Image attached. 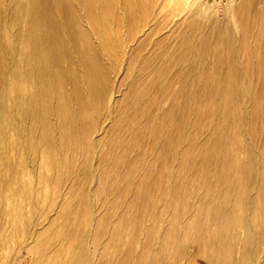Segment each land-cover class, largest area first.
Wrapping results in <instances>:
<instances>
[{
    "label": "bare ground",
    "instance_id": "6f19581e",
    "mask_svg": "<svg viewBox=\"0 0 264 264\" xmlns=\"http://www.w3.org/2000/svg\"><path fill=\"white\" fill-rule=\"evenodd\" d=\"M5 1L0 0V4ZM26 1V3H17L19 11H15L13 15L18 30L21 23L20 15H24L27 24L26 34L24 32L20 34V39L26 45L27 51L18 58L20 59L19 64L14 58L9 60L10 56L8 57L7 51L0 47V108L3 109L1 117L3 118L7 108L8 94L9 99L18 107L22 116L34 117L30 128L35 135L41 131V135H39V140L32 139V146L35 148V144L45 146L50 174L59 167L65 169V171L61 169L63 175L55 183L60 184L61 181L64 183L70 180L67 172L70 171L74 157H70L69 152L80 149L85 144L82 140L80 146L74 144L71 135L67 133L66 125L71 127L74 123L79 124L86 121L83 130L87 131L90 145L97 152V145L101 140L98 141L99 143L95 141L94 134H99L100 131H104V128L100 127L101 122H96L94 118H91L92 120L82 119L78 111H83V103L89 104L90 101H96L99 110L100 103L103 102L104 108L111 115L120 78L110 76V73L113 74L119 60L118 67L122 68L121 66L127 65L128 57L131 59L128 71H134V65L139 61L140 73L150 68L160 72L161 65L155 68L148 67V64L158 59L163 62L162 52L144 54L146 50L150 51L153 47L156 49L162 47L166 59L175 61L178 66H186L182 70L177 68L171 77L166 78L167 80L170 78L172 82L174 79L180 82L182 79L179 80V78L187 72L190 74V83L196 85L197 80H201L203 92H208V96L214 98L216 103L230 105L236 96L235 93L244 94L245 91H239L238 85L244 83L247 79L245 74L248 73L259 89L257 94L249 95L252 96L250 97V102H253L252 113L240 118L245 120L248 118L252 123L264 126V0H228L223 8L224 16L208 23L198 20L195 15L199 13L208 18L213 14L217 2L214 6L206 5L204 9H200L198 4L193 3L196 5L195 14L188 17L183 16V9L171 6V3L175 4V0H98L103 10H106L103 16L98 11L97 0H76L78 5L81 4L85 9L84 14H78L76 11L78 6H74L71 3L72 0ZM176 1L184 2V0ZM4 10L3 8V11H0V24L4 22L6 16ZM91 18L95 19L93 28L91 22L86 25ZM106 24L112 35L121 31L123 37L120 39L106 35ZM8 27L9 24H6L5 28ZM19 32L20 30L17 33ZM61 34H67L70 39L74 40L79 38L75 47L78 51L76 62L79 66V80L75 77L73 79L69 73L63 72L60 68L59 51L63 47L57 35ZM100 44L106 46L109 50L108 54L114 58L108 65L102 62L98 65L96 57L100 56V53L96 48ZM23 59L28 60L29 63L20 64ZM204 63L206 66L203 65ZM8 76L11 78L10 85ZM112 80L114 84H111ZM233 88H235L234 93ZM189 91L191 93L187 95L188 98L194 99L197 95L196 91L193 89ZM69 92L73 93L72 110L69 107L71 101V94H67ZM54 100L59 102L57 108H54ZM161 108L157 113L161 112ZM74 109L77 112H74ZM53 113L58 115L56 124L52 123ZM211 119L213 121L207 142L209 150L212 151L209 162L212 165L214 177L211 182L215 181L216 195H191L200 201L198 206L192 207V219L188 221L190 225H196L194 231L190 230L193 226L187 227L188 224L183 221L187 207L185 205L182 207L181 203H178V210L172 216L171 221L172 227L175 230L177 228L179 233L175 234L173 230L171 233L168 230L165 234L163 233L159 249L147 259L149 264H152L150 263L152 261L162 263L168 259H179L177 263L184 264L188 259L186 255L198 260L200 264H264V180L261 179L256 195H249L244 178L230 180L235 184L236 187L234 186L233 190L238 195H220L223 189L221 177L224 174L230 175L245 171V162L239 154L247 153L249 145L241 144L237 140V137L241 138V134H236L237 130H234L232 136L228 137L226 129L230 123L228 116L215 118V113H213ZM217 119L220 120L219 123H215ZM161 122L165 124L166 118H162ZM220 125L223 126L221 133L219 132ZM64 126L65 130L62 131L61 128ZM70 131L71 129L68 132ZM257 134L260 135L261 145L264 147V130ZM85 138L83 135V140ZM173 139L171 143L175 144L179 140V135L175 133ZM3 142L6 144L5 139ZM8 146L12 149L21 147L14 142H8L6 148ZM185 151H190V153H182L179 156L183 157L187 154L189 158L186 162L194 164L199 154H195L196 144L193 140ZM179 156L176 155L174 160L180 158ZM125 160L126 158H122L115 164L123 170L124 174L138 170L139 165L128 164ZM259 164L260 167H264V154L260 157ZM247 167L252 169L250 164H247ZM81 170L85 173L87 165H83ZM151 174L152 170L149 165L147 166L148 177ZM142 183L141 179L135 195H120L119 201L114 204V207L119 209V214L112 224L113 232L103 244L102 249L103 259L109 251L114 255V259L100 264H139L137 259L134 261L137 255L135 256V250L132 247L137 233L132 235V238L125 239L120 229L122 230L133 222L134 214L131 212L136 206L138 208L147 206L151 209L156 206L152 201L153 195H141ZM146 188L148 191L153 188V184L148 180H146ZM76 189H72L70 195H73ZM125 192L127 193V189ZM167 196L169 195H165ZM183 196L186 195H176L178 201ZM78 200L80 213L87 201L83 197ZM35 201L33 204L38 207ZM170 206L168 200L164 209L167 210ZM47 212V208L44 207L42 213L47 214ZM160 217L168 222L167 211H163ZM47 220L48 216L45 218V221ZM139 220L135 219V222L138 223ZM37 222V219L34 220V215L29 222H18L11 237L18 246L21 245L20 250L25 249L29 240L36 234V228L32 230L31 226L36 225L37 227ZM104 227L107 230L106 222ZM155 228L153 226L149 232L155 231ZM250 230L255 233L252 238L241 236L242 233ZM166 234L170 235L165 236ZM96 237H99V233H92L85 242L86 247L90 243L94 246V250L90 249L87 253L88 259H93L91 255L93 257L96 255L95 246L98 245ZM77 241L78 235H75L70 246L72 247ZM172 243L175 244L172 245ZM250 243L256 248H250ZM49 250V244L41 250L39 264H50ZM86 250L88 251L89 247L85 248V251L62 248L57 253H60L61 257H67L65 261L68 264H75V260L85 264ZM18 259L19 255L14 256L13 262L17 263ZM60 261L55 262L59 264Z\"/></svg>",
    "mask_w": 264,
    "mask_h": 264
},
{
    "label": "rangeland",
    "instance_id": "374dc122",
    "mask_svg": "<svg viewBox=\"0 0 264 264\" xmlns=\"http://www.w3.org/2000/svg\"><path fill=\"white\" fill-rule=\"evenodd\" d=\"M227 1L184 0L182 2L175 0V4L171 3V6L183 9V16L192 17V14H195L197 4L200 9H204L206 5L214 6L217 2L213 14L208 18L199 15V13L195 15L198 20L208 23L224 16L223 8ZM20 2L26 3L27 1L12 0L10 2V0H6L0 4V11H3V8L6 11L4 22L0 24V47L7 51L8 57L10 56L9 60L14 58L15 61L27 51L26 45L20 39L21 32L26 34V19L24 15H20V32L17 33L19 30L15 26L13 16L15 11H19L17 6ZM17 3L19 4L17 5ZM71 3L78 6V10H76L78 14H84L85 9L81 4L78 5L76 0H72ZM96 4L99 13L103 16L106 10H103L98 0ZM90 22L93 28L95 19L91 18V21L89 20L86 25ZM6 24H9L8 28H5ZM105 30L106 35L120 39L123 37L121 31L112 35L107 24ZM57 38L63 47L59 51L61 70L69 73L73 79L75 77L79 80V66L76 62L78 51L75 48L79 38L70 39L67 34L57 35ZM68 50L69 52H67ZM96 50H99L100 53V56L96 57L98 65L101 64L100 62L108 65L114 59L108 54L109 50L103 44H100ZM163 51L162 47L158 49L153 47L150 51L144 52L147 55L162 52L163 62L158 59L148 64V67L158 68L162 66L163 68L159 69L160 72L150 68L140 73L139 61L135 63L134 71H128L131 59L128 57L126 59L127 65L121 66L122 68L118 67L120 60L118 61L113 74L110 73V76L120 78L116 87L111 115L104 108L103 102L100 103L101 111L96 101H90L89 104L83 103V111H78L82 119L92 120L94 118L96 122L100 121V127L104 128V131L94 134L95 141L101 140L100 143L98 142L97 152L90 145L87 131L83 130L86 121L79 124L74 123L71 127L66 125L67 133L71 135L74 144L80 146L81 140L85 143L80 149L69 152V156L74 158L70 165V171L67 172L70 177L68 182L55 183L56 180L61 179L62 170L65 171V169L59 167L58 170L50 174L48 160L45 156L47 151L45 146L35 144V148L31 143L33 138L39 140V135H41V131L35 135L30 128L34 117L25 118L22 116L18 107L9 99V94L7 95V108L3 118L1 117L3 109L0 108V141H2L0 142V264L16 263L13 262V257L16 255H19L16 264H39L41 261L39 253L47 244L50 245L48 251L51 256L50 264H58L55 262L56 260H61L59 264H68L65 261L67 257H61L60 253H57L62 248L74 251L83 249L85 251V248L89 247L85 253V264L112 261L114 255L111 251L107 252L108 255L104 259L102 258V249L103 244L107 242L113 232L112 224L119 214V209L114 207V204L119 201L120 195H135L141 179L143 180L141 195H153L152 201L156 206L153 209L147 206L140 208L136 206L131 212L134 214L133 222L122 230L120 229V233L125 239L132 238V235L137 233L133 241L134 246H132L135 250V256L137 255V257L134 256V261L137 259L139 264H149L147 259L159 249L161 238H163L166 230L170 233L172 230L175 231V234L179 233L177 228L175 230L172 227L171 221L172 216L178 210V203L180 202L182 207L183 205L187 207L183 221L188 224L187 227L193 226L190 230L194 231L196 225H190L188 221L192 219V207L198 206L200 201L191 195H216L214 192L215 181L211 182L212 177H214L212 165L209 162L212 151L209 150L207 142L213 121L211 114L213 113H215V118L228 116L230 120L229 125L226 126L228 137H231L232 132L237 130L236 134H241V138L237 137V140L241 144L249 145L247 153L239 154V157L245 162V171L230 175L224 174L221 177L223 189L220 195H238L233 190L235 184L231 183L230 180L240 178L246 179L249 195H256L261 179L264 180V176L262 177L264 167H260L259 164L260 157L264 154V147L261 145L260 135L257 134L264 130V126L261 127L259 124L252 123L248 118L245 120L240 117L252 113L253 102H250L252 96L249 95L257 94L259 89L257 83L252 81L246 73L247 79L238 85L239 91H245L244 94L242 92L235 93L236 96L230 105L216 103L214 98L208 96V92H203L201 80H197L196 85L190 83V74L187 72L179 78V80L182 79L180 82L175 79L172 82L170 78L167 80L166 78L171 77L177 68L182 70L186 66H178L175 61L166 59ZM19 61L20 59L17 61L18 64ZM27 63L29 61L23 59L20 64ZM203 65L206 66L205 63ZM168 67L170 68L167 71ZM8 82L10 85V76H8ZM111 84H114L113 80ZM190 89L196 91L197 95L194 96V99H189L187 96L191 93ZM234 91L235 88H233V93ZM67 94H71L69 107L72 110L73 93ZM58 106L59 102L54 100V108ZM160 107H162L161 112L157 113ZM73 111L77 112L76 109ZM57 116L56 113L51 115L53 124L57 123ZM162 118H166L165 124L161 122ZM219 121L217 119L215 123H219ZM70 129L71 131L68 132ZM61 130L64 131L65 126ZM222 130L223 126L220 125L219 132L221 133ZM175 133L179 135V140L172 144L171 141L174 140ZM83 135L86 137L85 140H83ZM4 139L6 144L14 142L24 150L21 147L12 149L8 146L6 148ZM192 140L196 144L195 154H199L194 164L186 162L189 158L187 154L183 157L179 156L182 153H190V151L185 150ZM19 141L20 143H18ZM176 155L180 158L174 160ZM122 158H126L125 162L128 164L139 165L138 170L124 174L123 170L115 165ZM247 164H250L252 169H248ZM83 165H87L85 173L81 170ZM149 165L152 174L148 177L147 166ZM146 180L153 184L150 191L146 190ZM74 188L77 191L70 195ZM125 189H127V193ZM75 195H77V199H75ZM165 195L169 196L165 197ZM176 195L186 196L178 201ZM82 197L87 201V204L79 213L78 201L80 200L78 199H82ZM168 200L171 206L165 210L164 205L166 206ZM34 201L38 207H35ZM44 207L48 210L47 214L42 213ZM163 211H167L168 222L160 217ZM33 215L34 220H38V225L37 227L36 225L31 226V228H33L32 230L36 228L37 232L29 240L26 248L20 250L21 245L18 246L11 235L14 234L18 222H29ZM47 216L48 220L45 221ZM135 219L140 220L136 223ZM105 222L107 230L104 227ZM153 226L156 227L155 231L149 232ZM95 232L99 233V237H96L98 244L95 246L96 255L94 257L91 255L93 259H88L87 253L90 249L94 250V246L90 243L86 247L85 242L89 235ZM41 233L43 234L40 235ZM75 235H78V241L71 247V241ZM169 235L166 234L165 236ZM254 235V231L251 230L241 234L242 237L249 238ZM149 244H151L150 247ZM249 246L256 248L252 243ZM172 250L174 251L173 248ZM185 257L188 259L185 260L184 264H200L198 260L192 257L187 255ZM153 262L150 263L179 264L177 263L179 259H168L162 263L161 261ZM75 264H82V262L75 260Z\"/></svg>",
    "mask_w": 264,
    "mask_h": 264
}]
</instances>
